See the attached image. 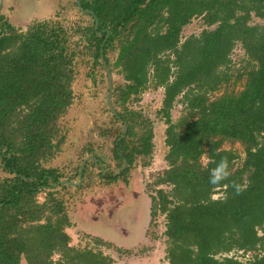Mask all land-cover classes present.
I'll use <instances>...</instances> for the list:
<instances>
[{
  "label": "trees",
  "instance_id": "1",
  "mask_svg": "<svg viewBox=\"0 0 264 264\" xmlns=\"http://www.w3.org/2000/svg\"><path fill=\"white\" fill-rule=\"evenodd\" d=\"M80 5L92 13L82 12L91 26L34 20L21 30L0 15V169L7 173L0 178V264H112L96 247L71 244L67 201L51 186L65 177L48 166L65 143L58 122L72 104L75 57L85 51L102 67L101 46L109 68L108 53L116 52L123 85L113 90L115 103L127 138L140 134L147 158L151 127L127 102L149 87L164 91L167 168L153 177L150 197L151 217H165L168 264H264V25L249 23L251 15L264 18V0ZM194 17L207 28L181 40ZM236 43L247 61L234 75L228 65ZM242 78L240 89L227 88ZM181 94L185 112L174 122L170 111ZM224 144H239L243 156ZM222 158L231 175L211 185L209 170ZM235 251L255 255L241 261Z\"/></svg>",
  "mask_w": 264,
  "mask_h": 264
},
{
  "label": "rangeland",
  "instance_id": "2",
  "mask_svg": "<svg viewBox=\"0 0 264 264\" xmlns=\"http://www.w3.org/2000/svg\"><path fill=\"white\" fill-rule=\"evenodd\" d=\"M12 1L3 0L5 10L3 11L1 8L0 15H2L7 22L13 24L12 26L21 30H25L34 20H48L50 23L61 22L64 26H74L82 20L81 24L91 26V20L88 19V17H84L85 15L76 8L74 0H36L37 4L33 2L32 6H28V1L21 3L22 7L23 4H26L24 8H28V11L22 13V18H20L19 22L16 21L17 15L15 14V9L20 5L17 3L13 4ZM29 15L35 18L26 19ZM249 23L264 25V18L260 19L251 15ZM214 27L215 25L208 28L212 29ZM204 28L207 27L203 24L201 17H194L189 24L183 27L181 40H184L190 35H198ZM230 56L231 63L228 65V71L236 75L237 71H241V68L245 66L247 59L244 56L243 49L238 43L233 47ZM115 57L116 52L110 51L108 53L113 80L116 87H121L123 85L122 76L118 73V69L113 68ZM74 66L75 80L73 82L72 104L58 122L61 131L65 134V143L62 145V150L58 156L48 165L65 172L68 176H72L73 179L74 172L79 165L80 159L89 149H94V147L97 146V138H99L98 142H101L99 131L97 130L98 127L105 126L106 122H108V115L104 113L107 85L103 67H100L98 64L95 66L90 54L85 51L80 55H76ZM243 80L242 78L237 83H233V80H231L227 88L231 89L234 87L235 90H238L242 87ZM163 94L164 91L161 87H149L137 97H131L127 102L128 108L138 112L142 116V120L145 121L143 125L147 126L149 124L152 130V150L150 157L146 158L142 176L144 179V186L150 196H153L156 190L151 186L153 177L167 168V163L164 159L168 151L164 143V131L167 125L165 124L164 118L159 114ZM182 100L181 94L177 97L170 111L171 119L174 122L185 112L184 102ZM94 135L97 138H95ZM141 145L143 146V143H141ZM223 147L232 148L238 152L239 156H243L242 147L239 144H224ZM100 154L103 155V153H97V155ZM90 157L91 156L87 158ZM202 161L205 162L204 159H202ZM6 174L7 173H3L0 169V178H4L7 176ZM63 187L65 188L63 189ZM164 189L168 190L166 187H164ZM59 191L61 192L60 194L64 196V200H66V198L72 194L71 192L75 190L69 186H61ZM220 196L221 193L214 195L215 198ZM37 198L39 202H42L45 198V193L41 192ZM102 209L103 206L100 205V213ZM69 231L70 230L67 232L65 230L70 236L71 244L77 245V247H85L86 245H90L91 248L96 247L97 250H101L104 255L111 258L112 264H168L166 260V237L164 236L165 217L162 214L157 213L154 218L150 217L149 214L147 233L144 234V236H146V244H144V241L139 244H132L128 246V249H117L114 242L106 237H99L102 243L92 246L94 244L89 241L90 237L85 233L80 231L76 233L75 230ZM259 234L261 235L262 232L259 231ZM97 236H99V234ZM89 242L91 244H87ZM230 254L241 261H247L255 255V252L243 253L242 251H235ZM55 258L56 257H54V259ZM21 264H25L24 259L21 260Z\"/></svg>",
  "mask_w": 264,
  "mask_h": 264
},
{
  "label": "flooded vegetation",
  "instance_id": "3",
  "mask_svg": "<svg viewBox=\"0 0 264 264\" xmlns=\"http://www.w3.org/2000/svg\"><path fill=\"white\" fill-rule=\"evenodd\" d=\"M76 8L78 9L77 5ZM83 11L85 10L80 12ZM115 87L113 80L111 94L113 111L107 105L106 95L104 113L108 115V122L105 126H99L97 129L101 142H98L99 138L94 135L97 138V146L94 149H89L80 159L74 172V179L65 172L61 171V173L65 177L62 179L70 178L72 180L69 181L77 182L81 163L89 159L82 171L79 187L74 188L78 192V199L75 200L74 207L71 206L68 212H71L78 219L79 224L86 226L88 230L99 232V235L109 238L114 243H121L127 242L128 230L133 231L129 224L133 220L131 214L133 208L139 206L140 212L146 210L149 196L142 178L147 158L142 153L145 149L140 143V134L134 138H127L128 125L122 116L121 106L115 103L116 98L113 94ZM131 142L134 143L131 144ZM97 153H103V155H97ZM89 156L91 157L87 158ZM85 170L86 172L83 173ZM44 188L49 190V186ZM119 198L121 201L117 203ZM100 205L103 206L101 213L99 212ZM103 223L105 225L116 224L117 228L114 225L104 227ZM137 224L141 225L142 223L139 221ZM120 230L123 231V234L120 233ZM143 230L142 232L139 226V229L132 234L138 244L143 241L146 244L144 234L147 233V227Z\"/></svg>",
  "mask_w": 264,
  "mask_h": 264
},
{
  "label": "crops",
  "instance_id": "4",
  "mask_svg": "<svg viewBox=\"0 0 264 264\" xmlns=\"http://www.w3.org/2000/svg\"><path fill=\"white\" fill-rule=\"evenodd\" d=\"M27 1H28V6H32L33 2H35V4H37V1L36 0L35 1H32V0H13L12 1L13 4L17 3L18 5H20L17 9H15V14L17 15V19H16L17 22H19L20 18H22V13L28 11V8L27 9L24 8L26 4H23V7L21 6V3H25ZM2 10L3 11L5 10L4 2H3ZM39 12H40V10H39ZM32 15H29L26 19L29 20L30 18L31 19L35 18ZM26 19H24V20H26ZM11 25H13V24H11ZM74 190L75 191L74 192H71L72 194L69 195V197L66 198V200L68 201L67 202V204H68V210H70V207L71 206L74 207L75 200L78 199V196H77L78 195V192L76 191V189H74ZM148 196L149 197L147 198V208H146V210L144 209V211L142 210L140 212V207L139 206H136V207L133 208V213H132L133 220H131V222L129 223L130 224V228L133 231L128 230V232H127L128 233V235H127V237H128L127 242L124 241V242H121V243H118V242H115L114 243L116 245L117 249H128V246L129 245H132V244L135 245L136 242L138 244L137 239L133 238L134 236L132 234L134 232H136V230L139 229V226H140V230L142 232L144 231L143 228L145 229L147 227L148 220H149V214H150V217H151V197H150V195H148ZM68 216H69V221H70L71 225H70L69 228L66 229L67 232H68V230H70V231L71 230H75L76 233H78L77 231H80L82 233H85L90 238H92V237H96V238L101 237V238H103V236H101V235L97 236L98 234H100L99 232L90 231V230L87 229L86 226H84V225L82 226L81 224H79L78 219H76V217L73 214H71V212H68ZM85 217H87V216H85ZM139 221L142 223L141 225L140 224H137V223H139ZM111 225L116 226V224H110L109 223L107 225L104 224V227L111 226ZM116 228H117V226H116ZM95 233H97V234H95ZM120 233L123 234V231L120 230ZM132 242H134V243H132Z\"/></svg>",
  "mask_w": 264,
  "mask_h": 264
},
{
  "label": "water",
  "instance_id": "5",
  "mask_svg": "<svg viewBox=\"0 0 264 264\" xmlns=\"http://www.w3.org/2000/svg\"><path fill=\"white\" fill-rule=\"evenodd\" d=\"M3 0H0V9L2 8L3 6ZM75 3L78 7V9L80 11H82V8H81V5H80V0H75ZM86 12H89L91 13L90 11L88 10H85ZM92 14V13H91ZM97 20L95 19V23H94V27L97 28ZM107 37V36H106ZM105 41V40H104ZM103 41V43H104ZM103 46H101V50H100V62L102 64V67L104 69V74H105V81H106V84H107V89H108V93H107V105L109 107V109L111 111H113V108H112V105H111V94H112V81H113V75L110 71V68L107 66V63L106 61L104 60V56H103ZM89 159H86L84 160L80 167H79V170H78V180L77 182H73V181H69L67 179H62L60 180L58 183H52L51 186L52 187H58L60 185H68L72 188H76V187H79L80 183H81V180H82V171L85 167V164H86V161H88ZM121 201V199H117V203H119Z\"/></svg>",
  "mask_w": 264,
  "mask_h": 264
},
{
  "label": "clouds",
  "instance_id": "6",
  "mask_svg": "<svg viewBox=\"0 0 264 264\" xmlns=\"http://www.w3.org/2000/svg\"><path fill=\"white\" fill-rule=\"evenodd\" d=\"M205 161H207V157H203ZM209 183L211 185H218L221 181H225L230 175V169H229V161L227 158H222L219 163L216 164L215 167L211 168L209 170ZM227 186V185H225ZM236 190H240V186L236 185Z\"/></svg>",
  "mask_w": 264,
  "mask_h": 264
}]
</instances>
